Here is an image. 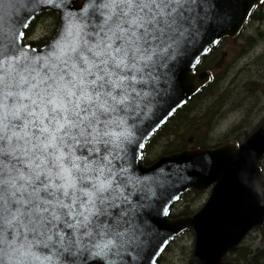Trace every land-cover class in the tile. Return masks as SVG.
Instances as JSON below:
<instances>
[{"label": "snow or ice", "instance_id": "1", "mask_svg": "<svg viewBox=\"0 0 264 264\" xmlns=\"http://www.w3.org/2000/svg\"><path fill=\"white\" fill-rule=\"evenodd\" d=\"M46 2L82 14L44 56L21 46L35 13L11 35L0 27V264H75L82 250L94 264H137L147 220L120 161L218 0Z\"/></svg>", "mask_w": 264, "mask_h": 264}, {"label": "water", "instance_id": "2", "mask_svg": "<svg viewBox=\"0 0 264 264\" xmlns=\"http://www.w3.org/2000/svg\"><path fill=\"white\" fill-rule=\"evenodd\" d=\"M70 2L79 9L85 0ZM218 4V8L211 10V26L204 28L175 59L173 85L162 89L151 109L137 118L131 129V140L125 145L127 155L120 161L126 162V175L131 177L126 194H131V204L136 206L139 217L147 220L146 236L142 238L145 242L137 249V264H150V260L159 264L174 241L188 230L195 234L190 264H236L227 260V256L238 252L247 236L264 224V172L260 165L264 159V119L240 144L228 142L215 148L186 149L163 155L150 165L142 161L151 138L211 82L208 71H197L202 59L225 38H238L253 11L264 0H218ZM45 12L56 14L57 29L41 48L26 43L24 36L21 46H29L26 51L30 57L44 56L56 40L62 23L72 17L79 18L82 13L69 11L65 4L56 9L46 0L31 7L28 0L0 3V27L9 35L20 30L19 21L26 15L35 13L28 28L23 29L26 35L31 24ZM141 141L144 146L134 157L132 150ZM208 189H211L210 197L198 211L171 218L173 208L188 191L202 193ZM69 259L75 264H94L96 258L82 250ZM61 264H64L63 257Z\"/></svg>", "mask_w": 264, "mask_h": 264}, {"label": "rangeland", "instance_id": "3", "mask_svg": "<svg viewBox=\"0 0 264 264\" xmlns=\"http://www.w3.org/2000/svg\"><path fill=\"white\" fill-rule=\"evenodd\" d=\"M264 5V4H263ZM262 5V20L250 23L243 38H236V41H229L222 46L219 52L218 61L212 66V76L224 79L220 80V86H224L220 92H228L232 102L224 106L215 116L208 113L212 106L213 99L208 98L198 101L191 115L203 117L208 120L212 117L214 131L210 134L213 144H218L219 139L228 134L236 125H241L238 135L244 136L252 133L264 119V6ZM41 25V26H40ZM58 25V24H57ZM52 36L56 27L53 20L45 19L40 21L36 28ZM252 38V42L245 38ZM231 39V38H230ZM235 40V39H232ZM211 105V106H210ZM214 118V119H213ZM187 136L196 138V128L192 127L186 133ZM166 139L155 144L150 152L151 159L158 157L165 150ZM223 145V144H222ZM159 154V155H158ZM264 166V161H263ZM264 169V167H263ZM206 192H189L177 205L176 214L188 210L196 212L207 201ZM178 211V212H177ZM172 245L162 264H190L194 251L195 235L187 231L181 238ZM246 245L252 249L264 248V230L259 229L252 232L246 240ZM236 258L237 255H234Z\"/></svg>", "mask_w": 264, "mask_h": 264}, {"label": "trees", "instance_id": "4", "mask_svg": "<svg viewBox=\"0 0 264 264\" xmlns=\"http://www.w3.org/2000/svg\"><path fill=\"white\" fill-rule=\"evenodd\" d=\"M262 13H263L262 5L257 6L256 9L253 11L239 39L244 37L242 35H244V33L247 32L248 30L247 26L250 23L262 20ZM45 19H48V20L54 19L56 23V27L54 31L52 32V36L54 35L56 31L57 24H58L56 14L54 12L42 13L39 17H37V19L31 24L30 28L26 31V35H25L26 42L33 47L41 48L52 37V36H49L48 33L46 34V32H42L38 30V27L36 28V25L40 21H44ZM245 39L246 41L252 42L251 37L245 38ZM229 41H236V39L232 40L230 38H225L220 43V45H218V47L213 49L212 52L208 56L202 59L201 63L197 67V70L199 72L207 70V71H210V73L212 74L211 68L213 65H215V62L219 60L218 56H219L220 50H222L221 49L222 46L228 43ZM221 76L216 77L213 75L211 82L205 88H203L196 96H194L183 108L178 110L175 116L172 117L170 121L151 138V140L149 141L146 147L143 160H142L145 165L152 164L155 160H157L162 155L180 152L185 149L214 148V147L220 146L227 142L241 143L242 141H244L245 139L249 137L251 133L245 136V138H242L244 136L238 135L239 133L238 131L241 130L242 127L241 125H236L234 128H232V130L228 134H226L224 137L219 139L220 143L218 144L212 143L210 134L214 131V124L216 123V121H212V117L213 115L215 116L216 114H218L217 111H220L225 105L228 106L229 103L232 102L231 95L227 91L224 92L223 94L220 93L224 88V86L222 87L220 86V80L224 79L225 75L222 78ZM208 98L213 99L212 106L210 105L211 107L208 108V113H210L212 117L208 120H205L206 118L205 116L199 117V116L191 115L192 112L194 111V107L196 106L194 104H196L198 101H204L205 99H208ZM192 127L196 128L197 135L195 139H192V137H189L186 134L188 130ZM163 139H166L167 141V143L164 146L165 150L162 153H160V155L158 154L159 156L158 157L156 156L155 159L154 158L151 159L150 152L154 148L155 144H157L159 141L161 142ZM185 196H183V198ZM175 210L176 208L174 209V211H172V214H171L172 218H176L182 215L193 213V211L185 210L181 212L180 214H176ZM262 230H264V226L262 227ZM179 238H181V236ZM178 239L176 241H178ZM176 241L174 242L175 244L177 243ZM245 242L240 246L236 254L229 255L227 259L237 264H264V248L252 249L251 246L246 245ZM169 250H171V248ZM234 255H237V257L235 258ZM164 257L162 258V260L164 259ZM162 260L160 261L159 264H162Z\"/></svg>", "mask_w": 264, "mask_h": 264}, {"label": "flooded vegetation", "instance_id": "5", "mask_svg": "<svg viewBox=\"0 0 264 264\" xmlns=\"http://www.w3.org/2000/svg\"><path fill=\"white\" fill-rule=\"evenodd\" d=\"M261 166H262V162H261ZM206 193H207L206 195H209V196H208V198H209V197H210V194H211V189H210V190H207ZM207 200H208V199H207Z\"/></svg>", "mask_w": 264, "mask_h": 264}]
</instances>
